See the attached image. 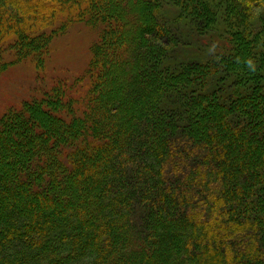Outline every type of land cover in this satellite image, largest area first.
Wrapping results in <instances>:
<instances>
[{
	"label": "trees",
	"instance_id": "trees-1",
	"mask_svg": "<svg viewBox=\"0 0 264 264\" xmlns=\"http://www.w3.org/2000/svg\"><path fill=\"white\" fill-rule=\"evenodd\" d=\"M164 1H172L180 17L195 28L213 29L222 19L229 28L232 51L208 62L186 64L178 69L180 74L163 70L169 46L147 38L143 25L147 15L159 21L163 10L159 3ZM258 3L263 4L259 14L241 0H0V42L5 46L9 41L11 52L16 47L18 60H39V41L49 40L57 28L76 19L113 29L116 37L99 57L94 84L80 104L74 105L76 97L59 85L45 92L56 103L64 100V94L68 98L55 122L47 123L40 112L41 98L0 120V264H264V0ZM216 28L220 27L215 32ZM108 75L112 91L99 86ZM216 76L233 83L230 99H235L230 106L220 102L218 92L192 98L190 109L199 116L186 133L196 148L183 152V167L190 156L200 161L188 170L180 191L183 198L173 191L163 193L160 201L165 205L159 207L169 210L151 209L152 223L139 239L130 225L136 195L132 188L144 183L146 195L155 192L152 175L148 176L155 171L149 168L146 177L140 173L142 182L134 176L129 185L126 167L137 158L134 151L125 157L131 139L139 136L144 151L154 138L156 144L146 156L153 168L167 170L174 153H167V138L160 135L176 127L158 114L162 100L168 93L182 95L183 85L203 88ZM142 78L145 81L137 83ZM122 81L142 88L140 109L130 101L112 108L107 93L121 92ZM43 93L42 99L47 96ZM234 106L235 113L229 112ZM211 110L212 123L207 119ZM224 117L239 123V128L231 129ZM148 118L154 119L151 124ZM144 121L148 130L141 133ZM201 125L207 137L201 138ZM246 129L261 135L263 147L248 158L236 145L238 140L242 143L240 133ZM227 130L238 140H223ZM250 142L246 151L252 148ZM157 179L162 188L163 178ZM173 211L181 216L175 228L166 222Z\"/></svg>",
	"mask_w": 264,
	"mask_h": 264
},
{
	"label": "rangeland",
	"instance_id": "rangeland-1",
	"mask_svg": "<svg viewBox=\"0 0 264 264\" xmlns=\"http://www.w3.org/2000/svg\"><path fill=\"white\" fill-rule=\"evenodd\" d=\"M241 1L249 4V6L254 8L255 12H263V4H255L256 0ZM159 5L163 9L162 14H159V21L158 19L147 15L148 18L143 25L145 26L143 27V33L147 36V38L155 39L159 44H163V42L168 44V54L165 56L166 58L162 60L163 70L164 68L171 69L175 72H171V74H180L182 73V70L178 71V69H183V67L187 66L186 64L192 65L208 62L212 59L218 58L219 53L221 52L227 53L232 51V43H229L227 40V38H229V28L226 29L227 26L222 19L218 21L217 24H214V26L212 25L213 29H211V27L209 29H205L204 26L201 28H195L191 25H188L183 17H180L182 13L172 1H164L161 4L159 3ZM91 24L92 22H88L87 20L82 19V21H80V19H76V21H73V23L70 25L63 26L60 29L57 28L54 35L49 37V40L43 39L39 41L38 44L41 45L42 55L39 60L36 59L34 62L26 57L20 58L18 60V57L16 56V52L18 50H14L16 47L13 48V45V51L11 52L10 49L7 50V48H9L8 46L10 45L9 41L4 42L5 46L0 42V120L13 110L23 109V107L27 104L28 105L25 108L32 106L33 104L37 103L35 101H37L38 98H41V101H43V108H40V112L47 116L45 118L47 123L55 122L57 118L55 115L57 114V116H59L58 114L60 113L57 112L64 108L63 103H65L68 98L63 93L64 100L62 102L56 103L55 98L51 97L49 94L47 95L45 92L48 91V89L52 90L54 85H59L61 88L66 89L71 96L76 97V102L74 105H78L80 104V100H84L86 92L90 90L94 84L93 77L96 72L94 68L99 65V57L101 58V55L104 52L109 51V47L111 46L108 44V41L110 40V43L113 45V40L116 38L112 37L113 29L112 31H108L107 29L99 26V23L97 22L92 25ZM215 27H220L216 28L219 29L217 32H215ZM221 28H223V30ZM104 36L105 38L107 37V39H104L103 41ZM173 38H175L176 41H170L173 40ZM47 41L50 42L48 43ZM45 46H47V48H45ZM144 81V78H142L139 79L137 83H142ZM121 83L124 85V89H122L121 92H113V95L107 93V97L111 96L110 100H112V108L116 109L120 107V104L130 101L136 103L137 108L140 109L142 104H144L141 100V93L143 91L142 88L138 89L137 86L139 85L136 83H132V85L129 86L124 84L125 81H122ZM99 86L100 89H104L109 86V89L112 91L113 88L111 87L112 85L110 76L107 77L106 80H103L101 84L99 83ZM181 87L182 88H179V91L183 92L182 95L174 92L168 93L167 96L164 97L165 99L162 100V104L160 106L161 111H158V114L160 113V117H166L173 121L172 128L176 127L173 131L170 130V132L160 135L161 137L167 138V153H174L173 157L168 160L170 164L167 162L168 165L166 168L168 169H165L164 164L163 169L165 170L163 171H160L158 166H156V168L158 167V170L153 168L155 165L152 163V159L146 156V153H148L151 147L155 146L156 144V140H154V138L150 140L151 143L144 145V147H148L145 148L147 151H142L138 143L139 136H136L135 139H131V149L129 150L130 153L127 152L125 155V157L128 158L132 156V151H134L133 153L137 157L136 160L134 159L135 164L129 166L128 168L126 167L127 170L125 169L128 171L127 176L130 181L129 185L132 184L131 180L134 178V176L136 179L139 177L140 180L142 178L140 177V173H144L143 177H146V174L148 175L149 168L151 172L155 171L154 174L148 175H152V180L154 181L151 184V186L155 187V192L153 191L154 194H152V192L151 194L146 195L148 187L144 183L135 185L134 188H132L134 189L132 195H134L135 192L136 195H134V198H132L133 201L130 213V225L134 235H136V237L139 239L147 234L148 225L152 223V219L150 220L148 218L151 209L156 211L159 206L164 204L160 201L161 196L164 200L163 193L165 192V194H167L173 191L174 193H178L180 198H183L181 187H183V181H185L190 172L188 170L195 164L197 165L198 161H200H197V158L190 156V158L187 159L188 161H186V165L183 167V152L185 153L186 151V154L191 153L192 149L196 148L193 142L190 143L191 139L189 137V133H186V130L189 129V126H191L190 123L192 124L193 122H196L195 119L199 116V113L196 114L194 111H191L192 108L190 109L192 98L204 93L218 92L220 102H222L223 105L229 103L230 106V102L235 99H230L233 92V83H227L223 76H216L215 78H212L210 84L203 88L201 86L185 87V85ZM42 92L47 95L45 98L43 97V99L41 97ZM249 93H252V90H250ZM246 95L247 94H244L242 96L244 97ZM50 102L53 104L51 105L52 107L50 106ZM151 102L149 100L147 101L148 104H151ZM48 103L50 104L48 105ZM115 103L119 105L114 107L115 105L112 104ZM47 106H49V108ZM144 107L145 106H143V109ZM234 107V110H229V112L235 113L237 107ZM147 110L149 112L151 110L150 107H148ZM53 111L56 112L54 113V116ZM171 115L174 116V118L171 119ZM189 118L191 120L190 122L188 121ZM208 118L210 123H212V120L215 121V115L212 110L211 113H208L207 119ZM202 119L205 122V119ZM202 119L201 122H203ZM229 119V117H224V123L228 124L230 128L234 127L237 130L240 124H231L229 123L231 119ZM22 120L20 119L19 122L22 123ZM153 120L154 119L148 121L149 124H151ZM260 121L257 119V122ZM148 122H143L145 127L143 126L139 132L143 133L144 131L146 133L145 129L148 130V127H146L149 125ZM260 124L263 125V121L260 122ZM202 127L203 125L200 126L201 138L207 137L209 134L206 129H203ZM88 128L89 126L87 125L86 129ZM246 128L251 130L249 125ZM247 129L244 131L242 130L240 133L242 143H240L238 140L236 133H233L232 131L227 130V135H222L223 140H225L227 137L234 139V141L238 140L236 141V145L238 146V150H241L242 154L247 155L245 158L249 157L248 154L256 156L258 152L263 150V147L261 146V135L259 134L253 136V133L249 132ZM178 131L182 133H179ZM180 134L185 135L183 137ZM156 137L159 138V136ZM142 140L144 139H141L140 141ZM215 141L216 139L213 142ZM247 141H251L249 144L252 145V148H250L248 151H246ZM144 142L145 140L143 143ZM170 144H172V147H169ZM205 154L206 152H202L200 157H204ZM0 161H3L2 157H0ZM158 171H160L162 174ZM157 178H163L164 186L162 188L160 186L158 187L156 183L158 182ZM110 180L111 178L109 181ZM143 180L144 179L142 178L140 182ZM137 182L138 181H136V184ZM117 187L118 186H113V188ZM117 190L118 189L114 190L111 195L115 196L117 194ZM177 202L179 206V200ZM41 208L42 206L37 208L38 213H41ZM159 209L161 212H165L169 210V207L163 206V209H161V207H159ZM172 213V218H169L166 220V222L174 225L175 228V225L178 224L181 216L179 213H175L174 211ZM174 216L176 219L173 218ZM175 230L177 231V228Z\"/></svg>",
	"mask_w": 264,
	"mask_h": 264
}]
</instances>
